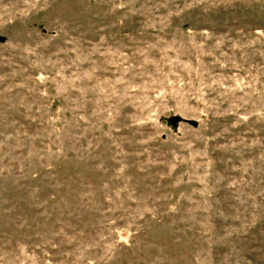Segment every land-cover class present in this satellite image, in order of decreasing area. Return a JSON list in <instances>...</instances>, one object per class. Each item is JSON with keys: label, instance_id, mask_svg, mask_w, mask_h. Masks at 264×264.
Returning a JSON list of instances; mask_svg holds the SVG:
<instances>
[{"label": "rangeland", "instance_id": "rangeland-1", "mask_svg": "<svg viewBox=\"0 0 264 264\" xmlns=\"http://www.w3.org/2000/svg\"><path fill=\"white\" fill-rule=\"evenodd\" d=\"M0 264H264V0H0Z\"/></svg>", "mask_w": 264, "mask_h": 264}, {"label": "water", "instance_id": "water-1", "mask_svg": "<svg viewBox=\"0 0 264 264\" xmlns=\"http://www.w3.org/2000/svg\"><path fill=\"white\" fill-rule=\"evenodd\" d=\"M4 40H5L4 37L0 36V41H4Z\"/></svg>", "mask_w": 264, "mask_h": 264}]
</instances>
